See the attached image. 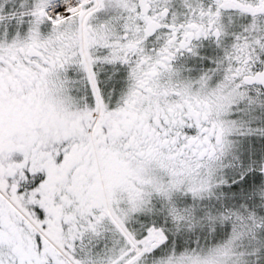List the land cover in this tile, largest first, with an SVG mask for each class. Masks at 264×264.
Wrapping results in <instances>:
<instances>
[{
  "label": "snow or ice",
  "instance_id": "obj_1",
  "mask_svg": "<svg viewBox=\"0 0 264 264\" xmlns=\"http://www.w3.org/2000/svg\"><path fill=\"white\" fill-rule=\"evenodd\" d=\"M0 264H264V0H0Z\"/></svg>",
  "mask_w": 264,
  "mask_h": 264
}]
</instances>
